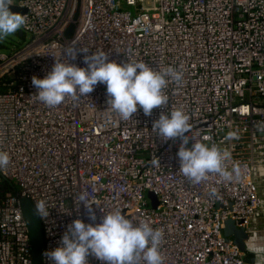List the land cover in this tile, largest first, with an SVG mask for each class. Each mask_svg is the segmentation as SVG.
I'll use <instances>...</instances> for the list:
<instances>
[{
  "label": "built area",
  "instance_id": "obj_1",
  "mask_svg": "<svg viewBox=\"0 0 264 264\" xmlns=\"http://www.w3.org/2000/svg\"><path fill=\"white\" fill-rule=\"evenodd\" d=\"M138 1L20 0L30 41L0 53V152L10 157L0 169V264H32L21 198L49 208L39 218L41 264H53L44 254L74 220L95 226L117 210L163 233L164 264H264V0H153L146 9ZM69 47L88 53L68 61ZM97 52L120 64L172 67L182 80L164 89L166 105L151 116L138 108L129 120L109 107L104 84L54 108L37 99L33 76L45 78L56 60L87 67L84 55ZM177 108L190 118L187 137L230 153L225 167L239 175L193 183L181 173L182 140L152 130ZM227 221L243 229V250L223 235ZM88 264L104 262L90 255Z\"/></svg>",
  "mask_w": 264,
  "mask_h": 264
},
{
  "label": "clouds",
  "instance_id": "obj_2",
  "mask_svg": "<svg viewBox=\"0 0 264 264\" xmlns=\"http://www.w3.org/2000/svg\"><path fill=\"white\" fill-rule=\"evenodd\" d=\"M10 5L11 0H0V40L16 33L25 24V17L12 12ZM78 52L88 53L74 47L67 48L68 61L75 60ZM83 62L87 67L56 60L45 78L33 76L31 83L38 90L37 99L54 108L68 97L88 96L98 84H104L109 107L122 120H129L138 108L145 116H151L154 108L166 105L168 97L164 89L170 82L179 84L182 80L181 73L172 67L158 71L144 62L120 64L109 61L103 52L84 55ZM189 119L182 109L177 108L170 114L162 113L152 124V130L164 141L182 140L177 152L181 173L193 183L206 180L210 173L225 181H231L233 173L239 175L237 167L234 166L232 171L225 167V161L231 158L230 153L222 152L216 145L209 146L196 137H187L191 130ZM233 136L234 133L229 132L226 138ZM189 140L192 141L191 148L187 147ZM9 163V155L0 152V169L7 168ZM152 164L158 165L159 159L153 158ZM211 194L215 195L216 190L212 189ZM80 201L84 202L83 196ZM92 205L84 202L89 219L95 221ZM33 213L46 219L49 216L47 202L43 199L37 201ZM162 239L163 233L159 229H153L147 222L135 224L117 210L106 213L95 226L81 219L74 220L62 236L60 246L44 255L53 264H88L90 255L104 264H138L141 259L144 264H164L159 250Z\"/></svg>",
  "mask_w": 264,
  "mask_h": 264
},
{
  "label": "water",
  "instance_id": "obj_3",
  "mask_svg": "<svg viewBox=\"0 0 264 264\" xmlns=\"http://www.w3.org/2000/svg\"><path fill=\"white\" fill-rule=\"evenodd\" d=\"M9 7H10V10L14 13L17 12V13H20L21 15H23L25 13V9L21 8L18 5H10ZM73 27H74V25L72 24L66 30L65 35L67 37L70 36V34L73 30ZM18 36L20 38H22L23 33L21 30L18 32ZM148 194L151 195L150 196V199L152 200L151 206L155 207L156 206V199L150 193H146V196ZM20 205H21L23 217L27 223L29 238H30V242L32 245V252H31L32 264H41V254L43 251V237H42V229H41V224H40L39 218L34 215V213H33L34 207L28 199L21 198L20 199ZM242 231H243V229H237L232 221H227L224 224V228L222 230V233L225 237H232V236H236V235L240 234Z\"/></svg>",
  "mask_w": 264,
  "mask_h": 264
},
{
  "label": "rangeland",
  "instance_id": "obj_4",
  "mask_svg": "<svg viewBox=\"0 0 264 264\" xmlns=\"http://www.w3.org/2000/svg\"><path fill=\"white\" fill-rule=\"evenodd\" d=\"M20 0H11V5H18L19 6ZM142 6L146 8H152L153 7V0H144L142 3ZM140 1L136 2V7L139 9L141 7ZM17 30L16 33L0 40V53L5 55H10L12 52L19 49L23 44L28 43L30 41V35L23 34L22 38L18 36ZM261 193L264 196V182H262L261 185ZM151 195H147V198H150ZM259 228H264V218L259 221ZM246 235L242 231L240 234L236 236H232L231 239L234 241V243L237 245V247L240 250L244 249V240Z\"/></svg>",
  "mask_w": 264,
  "mask_h": 264
},
{
  "label": "trees",
  "instance_id": "obj_5",
  "mask_svg": "<svg viewBox=\"0 0 264 264\" xmlns=\"http://www.w3.org/2000/svg\"><path fill=\"white\" fill-rule=\"evenodd\" d=\"M232 241H233V240H232ZM245 260H246V261H250V260H251V257L247 255V256H245Z\"/></svg>",
  "mask_w": 264,
  "mask_h": 264
}]
</instances>
